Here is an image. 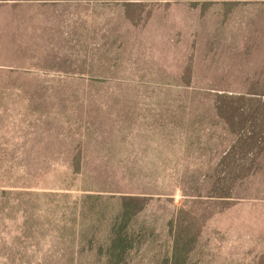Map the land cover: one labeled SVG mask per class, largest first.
I'll return each instance as SVG.
<instances>
[{"label": "rangeland", "instance_id": "obj_1", "mask_svg": "<svg viewBox=\"0 0 264 264\" xmlns=\"http://www.w3.org/2000/svg\"><path fill=\"white\" fill-rule=\"evenodd\" d=\"M219 93L264 102V0H0V264H112L124 193L116 264H264V118Z\"/></svg>", "mask_w": 264, "mask_h": 264}, {"label": "trees", "instance_id": "obj_2", "mask_svg": "<svg viewBox=\"0 0 264 264\" xmlns=\"http://www.w3.org/2000/svg\"><path fill=\"white\" fill-rule=\"evenodd\" d=\"M129 1V0H122ZM197 1V0H190ZM221 97V100H218V104H214L215 113L217 116L224 118L225 120L230 121L229 127L234 129H243L250 131L247 135L249 139H256V133L252 132L251 128L246 127V122L248 120H258L261 121L264 118V102H260V104L254 110H248L246 106L242 107V105L236 106L233 103H228L227 99H232L231 94L228 95L226 93L216 94ZM225 99V100H223ZM240 108H243L241 110ZM246 109L247 111H244ZM261 124V123H260ZM263 124V123H262ZM259 126V128H263V125ZM252 125V124H251ZM258 127V126H257ZM254 128V127H252ZM249 144V143H248ZM78 167H72V171H78ZM217 188V185H213L211 187ZM210 189V190H212ZM192 200L193 202H199L201 200H207V198H203V194L198 189H195V192ZM219 196H227L225 195H207V197H219ZM217 200V199H211ZM121 205L119 213L116 214L114 219L111 222V227L108 233V239L104 246L101 245L99 248L100 251H104V256L108 260L109 263L116 264L124 260V257L133 246V238L131 233L128 231V225L130 219L133 215H135L138 211H140L143 206L146 198L144 196L135 194V193H124L121 195ZM181 208H178L180 210ZM189 240H182L179 236L174 237V250L173 255L177 257L180 255L181 250L189 245ZM104 246V248L102 247ZM190 249V247H188Z\"/></svg>", "mask_w": 264, "mask_h": 264}]
</instances>
